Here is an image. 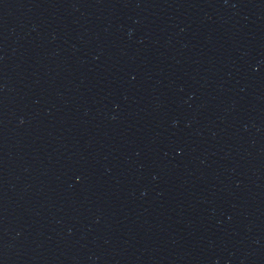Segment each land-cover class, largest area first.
Instances as JSON below:
<instances>
[{
	"label": "water",
	"instance_id": "95a60500",
	"mask_svg": "<svg viewBox=\"0 0 264 264\" xmlns=\"http://www.w3.org/2000/svg\"><path fill=\"white\" fill-rule=\"evenodd\" d=\"M0 264H264V0H0Z\"/></svg>",
	"mask_w": 264,
	"mask_h": 264
}]
</instances>
